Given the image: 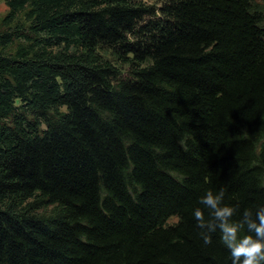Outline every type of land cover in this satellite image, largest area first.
Returning a JSON list of instances; mask_svg holds the SVG:
<instances>
[{
  "label": "trees",
  "instance_id": "1",
  "mask_svg": "<svg viewBox=\"0 0 264 264\" xmlns=\"http://www.w3.org/2000/svg\"><path fill=\"white\" fill-rule=\"evenodd\" d=\"M0 1V264H232L192 213L264 207V0Z\"/></svg>",
  "mask_w": 264,
  "mask_h": 264
},
{
  "label": "clouds",
  "instance_id": "2",
  "mask_svg": "<svg viewBox=\"0 0 264 264\" xmlns=\"http://www.w3.org/2000/svg\"><path fill=\"white\" fill-rule=\"evenodd\" d=\"M223 190H206L199 203L208 209V218L200 207L193 217L205 245L212 243V234L219 232L221 243L230 250L232 264H264V207L255 214L245 209L239 219H233L238 209L224 203Z\"/></svg>",
  "mask_w": 264,
  "mask_h": 264
},
{
  "label": "rangeland",
  "instance_id": "3",
  "mask_svg": "<svg viewBox=\"0 0 264 264\" xmlns=\"http://www.w3.org/2000/svg\"><path fill=\"white\" fill-rule=\"evenodd\" d=\"M146 4L153 5L155 7H158L162 4V0H142ZM7 13V8L5 7L4 3L0 1V17L5 15ZM107 54V52H105ZM104 54V53H102ZM177 220L176 218H171L169 219V223H175Z\"/></svg>",
  "mask_w": 264,
  "mask_h": 264
}]
</instances>
